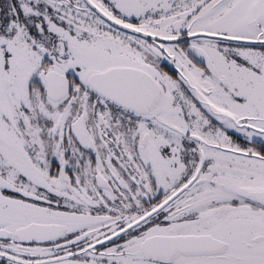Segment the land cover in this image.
<instances>
[{
    "label": "snow or ice",
    "instance_id": "snow-or-ice-1",
    "mask_svg": "<svg viewBox=\"0 0 264 264\" xmlns=\"http://www.w3.org/2000/svg\"><path fill=\"white\" fill-rule=\"evenodd\" d=\"M0 264H264V0H0Z\"/></svg>",
    "mask_w": 264,
    "mask_h": 264
}]
</instances>
